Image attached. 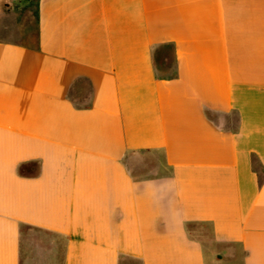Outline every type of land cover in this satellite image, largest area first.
<instances>
[{
  "label": "crops",
  "instance_id": "crops-1",
  "mask_svg": "<svg viewBox=\"0 0 264 264\" xmlns=\"http://www.w3.org/2000/svg\"><path fill=\"white\" fill-rule=\"evenodd\" d=\"M26 229L50 264H264V0H0V264Z\"/></svg>",
  "mask_w": 264,
  "mask_h": 264
},
{
  "label": "rangeland",
  "instance_id": "rangeland-1",
  "mask_svg": "<svg viewBox=\"0 0 264 264\" xmlns=\"http://www.w3.org/2000/svg\"><path fill=\"white\" fill-rule=\"evenodd\" d=\"M145 162V161H144ZM26 236H24L23 248L24 256L31 257L35 264H50V258H53V252H50L49 247L50 241L53 239L46 233L40 232L38 230H28L26 229ZM53 256V257H52ZM40 259V260H39ZM123 264H140L132 260H124Z\"/></svg>",
  "mask_w": 264,
  "mask_h": 264
},
{
  "label": "trees",
  "instance_id": "trees-1",
  "mask_svg": "<svg viewBox=\"0 0 264 264\" xmlns=\"http://www.w3.org/2000/svg\"><path fill=\"white\" fill-rule=\"evenodd\" d=\"M19 171H20L21 174H25V171H24L23 168H21Z\"/></svg>",
  "mask_w": 264,
  "mask_h": 264
}]
</instances>
